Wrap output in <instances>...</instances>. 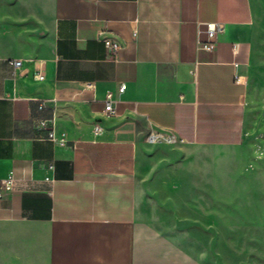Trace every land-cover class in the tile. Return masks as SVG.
<instances>
[{"label":"crops","instance_id":"0c3cea01","mask_svg":"<svg viewBox=\"0 0 264 264\" xmlns=\"http://www.w3.org/2000/svg\"><path fill=\"white\" fill-rule=\"evenodd\" d=\"M261 17L264 0H0V264H210L198 234L224 231L244 163L226 152ZM208 24L226 27L210 52Z\"/></svg>","mask_w":264,"mask_h":264},{"label":"rangeland","instance_id":"374dc122","mask_svg":"<svg viewBox=\"0 0 264 264\" xmlns=\"http://www.w3.org/2000/svg\"><path fill=\"white\" fill-rule=\"evenodd\" d=\"M250 48L242 79L246 86L245 141L242 147L226 152L229 160L244 163L240 171H230L234 183L226 185L231 193L226 196L231 198H226L218 218L224 231L198 234L199 251L210 264H264V17L254 25Z\"/></svg>","mask_w":264,"mask_h":264},{"label":"built area","instance_id":"2783aa9c","mask_svg":"<svg viewBox=\"0 0 264 264\" xmlns=\"http://www.w3.org/2000/svg\"><path fill=\"white\" fill-rule=\"evenodd\" d=\"M225 30H226V27L224 24L206 25L207 41L205 43L198 41L199 49L204 50V51H209V52L212 51L215 47L218 35L224 33ZM104 44H105V47L110 52V54L112 55L115 54L121 47V45L118 42H113L111 40H105ZM233 55L234 57L237 56V46H234ZM10 64L15 71L21 67L22 61L13 60ZM235 66L237 67V64H235ZM35 78L37 80H43V75L37 72L35 74ZM237 80H239V77H237ZM125 89H126V85H120L119 92H124ZM112 103H113L112 94L111 93L106 94L105 100H104V112L110 117L115 115V109ZM42 107L43 105H41L39 109H41ZM38 127L42 129H46L49 132L48 137H47L49 140L53 142L56 141L55 133L53 130V120H41L38 123ZM94 132L95 134H97L99 130L95 129ZM63 142H64L63 138H61V140H59V143H63ZM13 186H14V177L12 174H9L8 176H6L4 179L0 181V200L3 199L4 195L12 192Z\"/></svg>","mask_w":264,"mask_h":264}]
</instances>
